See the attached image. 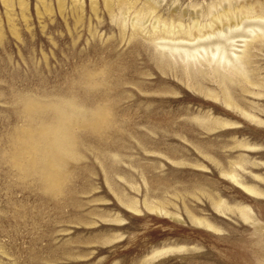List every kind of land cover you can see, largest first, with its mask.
Masks as SVG:
<instances>
[{
    "label": "rangeland",
    "instance_id": "rangeland-1",
    "mask_svg": "<svg viewBox=\"0 0 264 264\" xmlns=\"http://www.w3.org/2000/svg\"><path fill=\"white\" fill-rule=\"evenodd\" d=\"M0 264H264V0H0Z\"/></svg>",
    "mask_w": 264,
    "mask_h": 264
},
{
    "label": "bare ground",
    "instance_id": "bare-ground-1",
    "mask_svg": "<svg viewBox=\"0 0 264 264\" xmlns=\"http://www.w3.org/2000/svg\"><path fill=\"white\" fill-rule=\"evenodd\" d=\"M224 11V10H223ZM234 13V12H233ZM228 16H230V14L228 15ZM237 16V15H236ZM242 16H244V15H241V17ZM246 16V15H245ZM223 17V16H222ZM218 18V17H217ZM220 18V17H219ZM227 18V17H226ZM231 18H232V16H231ZM249 18V17H248ZM228 19V18H227ZM226 19V20H227ZM239 20H241V19H239ZM253 27V26H252ZM259 27V26H258ZM212 34V33H211ZM194 48V47H193ZM187 49V48H186ZM233 59V58H232ZM236 67V66H235ZM236 70V69H235ZM244 77V76H243ZM54 132V131H53ZM33 145V144H32ZM45 151V150H44ZM21 165V164H20ZM31 165V164H30ZM27 166V165H26ZM34 171V170H33ZM232 179V178H231ZM235 181V180H234ZM57 183V182H56ZM167 248V247H166ZM171 249L173 248V247H170ZM170 248H167V249H160L159 251H155L156 253H155V255L157 256H159V255H161V254H163V253H166L167 251H169V250H171ZM176 248V247H175ZM176 250V249H175ZM153 254V253H152Z\"/></svg>",
    "mask_w": 264,
    "mask_h": 264
}]
</instances>
